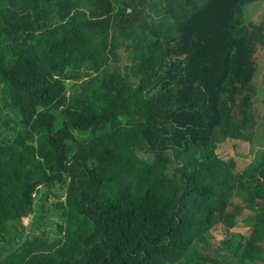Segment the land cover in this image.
I'll use <instances>...</instances> for the list:
<instances>
[{
  "label": "trees",
  "instance_id": "trees-1",
  "mask_svg": "<svg viewBox=\"0 0 264 264\" xmlns=\"http://www.w3.org/2000/svg\"><path fill=\"white\" fill-rule=\"evenodd\" d=\"M246 7L0 0V264H264V150L216 153L264 137Z\"/></svg>",
  "mask_w": 264,
  "mask_h": 264
},
{
  "label": "rangeland",
  "instance_id": "rangeland-1",
  "mask_svg": "<svg viewBox=\"0 0 264 264\" xmlns=\"http://www.w3.org/2000/svg\"><path fill=\"white\" fill-rule=\"evenodd\" d=\"M246 9H245V22H255L259 18H261L262 13L264 12V2L261 3V0H245ZM252 4V5H251ZM255 60L257 63V69L255 73L254 87L257 91V101L252 105L253 112H256L258 115H262L264 113V47L258 46L255 52ZM258 118V117H257ZM263 132H259L257 136L261 135ZM259 142L257 141L254 146H250V144L243 141H226L222 144H219L216 149V153L219 157L223 159L232 158L235 162V170L242 172V170L246 169L249 164L252 163L255 158L256 152L260 153L257 149L264 150V137H258ZM62 192V191H61ZM43 192L40 191L34 200L35 214L39 213L37 208H41V203H44V210H46L47 217H45V222L40 224L37 229H33L32 225L35 219L32 218V213L27 217L22 218L21 224L24 227L23 234H41L42 231L47 232V236L52 239L55 235V230L51 224L57 222L56 216L52 214V208L56 198L52 195H49L46 200H44ZM60 200L63 201V197L61 195ZM49 209V210H47ZM50 218V220H48ZM38 220V219H36ZM20 229V227H18ZM232 231H237L239 233H243L246 231V228L240 224L231 229ZM210 235L212 236V242L218 243L222 238V229L220 225L215 226ZM18 241V238H16ZM4 242L0 241V245ZM9 250L10 247H6ZM6 253L3 252V255Z\"/></svg>",
  "mask_w": 264,
  "mask_h": 264
}]
</instances>
